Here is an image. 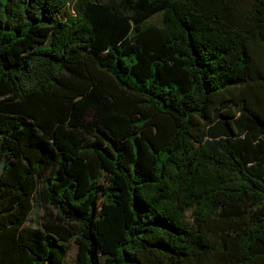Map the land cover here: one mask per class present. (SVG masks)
<instances>
[{"label": "trees", "instance_id": "16d2710c", "mask_svg": "<svg viewBox=\"0 0 264 264\" xmlns=\"http://www.w3.org/2000/svg\"><path fill=\"white\" fill-rule=\"evenodd\" d=\"M0 264H264V0H0Z\"/></svg>", "mask_w": 264, "mask_h": 264}, {"label": "rangeland", "instance_id": "374dc122", "mask_svg": "<svg viewBox=\"0 0 264 264\" xmlns=\"http://www.w3.org/2000/svg\"><path fill=\"white\" fill-rule=\"evenodd\" d=\"M19 3H21V1H19ZM2 12V14H4V15H6V12H5V10H3V11H1ZM39 214H40V206H39V204H35L34 205V208H33V211H32V213H31V219H34V220H38V218H39ZM74 251H75V245L73 244V243H70L69 244V248H68V250H67V254H66V260L68 261V262H70L71 261V259H72V257H73V255H74Z\"/></svg>", "mask_w": 264, "mask_h": 264}]
</instances>
